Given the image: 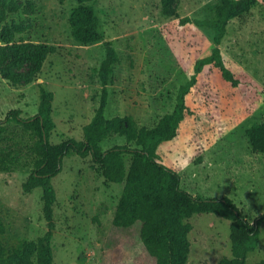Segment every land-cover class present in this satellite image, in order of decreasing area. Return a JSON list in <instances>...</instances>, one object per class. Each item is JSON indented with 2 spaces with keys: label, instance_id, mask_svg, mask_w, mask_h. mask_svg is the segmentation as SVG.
I'll return each instance as SVG.
<instances>
[{
  "label": "rangeland",
  "instance_id": "374dc122",
  "mask_svg": "<svg viewBox=\"0 0 264 264\" xmlns=\"http://www.w3.org/2000/svg\"><path fill=\"white\" fill-rule=\"evenodd\" d=\"M20 7L9 12L0 29L12 44L45 43L55 46L39 70L21 47H8L5 71L0 72V118L12 108L23 117L38 110L41 85L54 92L51 142L68 137L82 139L99 104L101 82L97 68L105 55L102 41L75 40L69 16L76 0H14ZM220 0H171L179 16L165 15L161 0H93L99 29L111 39L119 60L108 84L105 116H129L137 127H152L176 104L180 84L193 72L197 57L210 53L213 30L179 17L211 18ZM0 44H4L0 34ZM225 63L241 82L226 81L207 64L187 95V110L177 134L162 142L160 161L181 175L180 185L202 197L231 198L253 221L264 211V153L254 152L248 128L264 119V6L254 5L232 18L220 44ZM5 145L16 141L19 158L10 170H0V217L8 247L21 239H36L47 229L42 210V188L24 192L22 183L31 170L25 145L28 136L20 126L8 125ZM127 143L113 135L100 142L102 149ZM131 146H137L134 141ZM126 165L130 154L125 155ZM56 191L55 229L51 239L53 264H99L107 258L105 242L124 182L107 180L90 155L68 152L61 170L52 177ZM186 264H219L231 257L230 220L214 212H195ZM264 258V219L258 246L247 253L254 264Z\"/></svg>",
  "mask_w": 264,
  "mask_h": 264
},
{
  "label": "trees",
  "instance_id": "16d2710c",
  "mask_svg": "<svg viewBox=\"0 0 264 264\" xmlns=\"http://www.w3.org/2000/svg\"><path fill=\"white\" fill-rule=\"evenodd\" d=\"M92 1L76 0L69 16L75 40L81 43L102 41L105 49L97 68L101 82L99 104L91 120L83 126L82 139L68 137L51 142L50 135L55 127L52 116L54 92L43 85L39 88L38 110L34 115L23 117L20 108H12L0 118V170H10V164L19 158L17 153L21 148L16 141L1 145L8 138V125H18L29 139L25 145L27 161L24 163L31 164L22 188L24 192L42 188V210L47 222L46 231L36 239H21L11 247L0 240V264H53L51 239L55 229L56 191L52 177L61 170L62 159L70 151L82 157L90 155L107 180L124 182L112 219L111 234L105 242L107 258L99 264H186L190 250L188 234L192 228L186 218L195 212H214L230 220L231 257L221 258L219 264H250L246 260L247 253L258 246L264 211L250 221L227 196L202 197L186 190L180 185L179 172L160 161L158 147L176 136L186 115L187 95L205 65H213L233 86L241 82L239 75L226 65L220 44L229 21L258 3L264 6V0H220L214 17H179L180 24L194 23L212 28L213 44L209 54L195 59L189 79L178 88L173 110L152 127H137L129 116H105L108 84L119 56L113 41L105 39L99 29V17ZM19 7L14 0H0V22ZM161 11L165 15L179 16L171 7V0H161ZM0 34L4 42L0 44V72L12 80H15L14 73L4 69L8 47L17 51L22 47L34 63L33 72L40 69L47 53L55 51V46L45 43L25 45L13 42L9 45L10 36H5L2 29ZM117 134L125 136L127 143L102 149L100 142ZM247 135L252 150L264 153V119L252 124ZM131 141L137 146L129 145ZM126 154H130L128 166ZM4 232L5 224L0 217V234ZM254 264H264V258Z\"/></svg>",
  "mask_w": 264,
  "mask_h": 264
}]
</instances>
